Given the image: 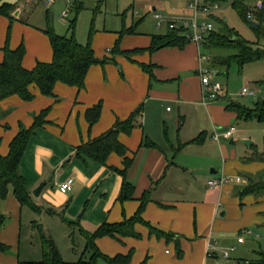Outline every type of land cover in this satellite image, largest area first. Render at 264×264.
Here are the masks:
<instances>
[{"label": "rangeland", "instance_id": "374dc122", "mask_svg": "<svg viewBox=\"0 0 264 264\" xmlns=\"http://www.w3.org/2000/svg\"><path fill=\"white\" fill-rule=\"evenodd\" d=\"M256 1L253 0L251 6ZM187 2L188 0H55L46 4L42 0H0V4L13 5L11 22L0 14V45L4 44L8 36L9 46L11 42H15L17 46L23 42L25 46L36 48L42 45L43 39H48L45 29L49 27L56 34L70 35V21L74 20L76 39L80 43H86L92 30L91 46L95 56L98 59L112 58L103 64H97L102 74L106 75V66L112 65L119 76H123L122 60L140 67L139 59L135 56L148 51L128 55L135 59L133 61L124 54L110 52L119 31H132L129 35H122L119 42L122 46L135 40L143 42L151 34L165 33L169 21H180L190 16L186 12ZM17 10L19 13L15 15ZM62 11L67 13L65 18H60ZM257 12L258 9H253L251 17L244 19L229 2H222L211 15V20L215 30L219 29L220 23L213 17L218 16L241 38L255 42L258 38L249 20L258 22ZM155 14H160V17L156 18ZM200 20L199 16L198 21ZM262 25L264 26V23ZM259 43L262 44L261 39ZM198 47L195 58L196 72L186 67L180 74V78L185 77L183 82L186 92L189 95L197 93L198 100L180 103L174 99L161 102L150 100L147 109L144 107L135 117L134 128L143 127V114L147 112L145 128L149 129V135L162 146V154H165L170 163L177 165L172 164L173 172L167 182L158 185L156 195L163 198L172 197L178 202L185 200L201 204L205 201L204 192L210 191L209 198L219 202V209L213 216L216 220L213 222L210 216V219L206 220L207 213L202 220H194L192 207L188 226L190 235L186 233L185 222L181 225L182 235L179 232L173 234H178L184 243L183 254L180 256H176L174 237H157L154 232H149L146 225L139 223L137 226L145 231H139V238L126 237L123 242L121 239H110L113 245L125 252H128L130 247H125V241L129 239L128 241L136 243L135 247H130L133 254L128 264H139L142 261L144 264H164L170 255L180 260L177 264L190 263L193 255L204 258L203 264H223L222 253L231 246H234V250L230 252V264H239L238 259L256 258V251L264 249V198L260 199L264 197V190L257 194L250 193L246 198L244 197L247 194L239 193L250 179L264 178V159L261 157L264 150V120L237 118L228 106L229 101H234L250 108L254 102L264 100V84L261 83L264 80V59L247 62L241 67L231 60L229 65L225 66L218 64L214 58L226 56L233 52L232 49L205 45ZM159 58L164 62L163 72H169L170 69L190 60L188 57L181 63L182 59L171 52L161 53ZM207 65L211 68L210 79L221 85L217 98L213 100L204 99L205 89L203 91V88H200L199 72H205ZM151 83L156 85L152 80ZM176 86L177 83L174 82L165 88L176 89ZM243 88L247 89L246 94H241ZM52 98L53 103L60 100L56 95ZM138 106L140 104L136 105L135 109ZM166 106L169 107L168 110ZM1 115L2 113L0 117ZM230 125L234 126L235 130L231 136L226 137L223 131ZM201 132L205 134V138L198 142L195 138ZM215 134L218 135L217 139L214 138ZM164 138L170 140L173 146ZM136 147L137 145L134 148ZM211 169L216 172L211 173ZM223 175H239L241 180L219 184L213 188L207 186V181ZM53 187L59 191L58 184ZM223 187L227 192L224 189L221 198L217 200V191ZM60 193L69 197L72 191ZM68 197H65L64 202L70 204ZM10 199L12 193L9 187L6 200L0 202V212L6 218L0 227V242L8 246L7 251H0V264H17L16 258L19 261H39L43 239L53 242L63 261L75 262L82 258L90 264H105L100 257L90 262L91 252L85 250V237L81 229L92 231L94 226L82 217L83 208L74 216H69L65 209L48 210L45 207L46 209L36 211L26 205H23L20 211L14 198L12 201ZM33 199H36L35 195ZM245 230H248V233L244 232ZM201 242L205 250L203 253L199 251ZM97 247L103 254L110 255L107 251L111 245L103 244L102 248L98 245ZM165 250L171 253L167 254ZM206 251H213L217 257L212 259L213 261L206 259Z\"/></svg>", "mask_w": 264, "mask_h": 264}, {"label": "crops", "instance_id": "0c3cea01", "mask_svg": "<svg viewBox=\"0 0 264 264\" xmlns=\"http://www.w3.org/2000/svg\"><path fill=\"white\" fill-rule=\"evenodd\" d=\"M153 10L155 9L153 8ZM18 13L19 10L15 12V15ZM131 32L127 34L129 35ZM151 35L144 39L143 42L135 40L124 46L121 44L119 48L121 50L145 48L150 44ZM2 46L0 45V60L3 57ZM16 46L15 42L13 44L11 42V48H15ZM198 49L199 47L194 43H188L182 49L163 47L152 53L145 51L143 54L135 56L139 59V62L141 61L140 63H151L153 65L152 77H149L140 67L122 59L123 76H119L112 65L106 66V75H103L99 66L93 64L87 70L83 88L77 89L75 86L62 82L55 84L53 92L60 98L57 103H53L52 97L41 94L39 89L34 85L30 86V90L34 94L32 100L25 101L16 94L2 99L0 101V113H2L0 117V153L2 155L7 154L9 142L18 131L19 123H22L26 127L30 126L35 114L48 106L50 107L45 117L48 122L35 129L20 161V173L28 182L32 201L41 210L45 207L48 209H65L69 216H74L83 208L82 217L85 218L86 222L94 226V230L103 222H117L124 217L131 216L138 206V198L148 189L150 191L149 201L145 205L142 217L160 230L170 232L172 235L179 232L182 235L180 233V231H183L181 225L185 222L187 226L186 233L190 235L188 226L192 207L194 220H202L203 216L207 213L206 220L210 219V216L213 218V222H215L216 219L213 216L219 209V202L209 198L210 191L204 192L205 201L201 204L186 202L185 200L178 202V200H173L172 197L163 198L156 195L158 185L167 182L173 172L172 167L177 165L173 162L170 163L165 154H162V146H160L158 140H154L149 135L151 133L149 129L145 128L148 116L147 112L143 114L145 119V122L142 123L143 127L141 126L139 129L134 128L129 134L123 132L118 134V139L131 151L128 155L132 157V162L127 169L126 176L134 185L132 198L123 202L118 200L122 177L109 168L122 167V157L118 154L114 152L110 153L107 157L106 165L99 164L85 156L82 158H72L70 161L67 160L69 157H72L75 148L81 143L103 133L112 126L116 118L125 119L133 112H136L137 116L141 109L144 107L147 109L146 106L150 105V100L161 102L174 99V101L179 103L198 100L197 93L189 95L186 89H184L186 88L183 82L185 77L180 78V74L185 71L186 67H190L189 69H193L196 72L197 61L195 58L199 51ZM167 52H171L176 57L182 59L180 60L181 63H184L188 57L190 60L186 64H181L174 67V69H170L169 72H163L162 65H164V62L160 60L159 55ZM51 58V46L49 40L46 38L42 40V45L36 48L32 49L28 45L25 46L22 65L30 69L35 65L36 61L48 62ZM132 59L135 60L134 58ZM151 80L156 85L151 83ZM174 82L177 83L176 89L175 87L171 89L165 88L167 85H173ZM98 101H101L100 116L94 124L89 126L84 112L86 108ZM138 104L140 106L135 109ZM165 108L166 110L169 109L168 106ZM4 124L6 127L3 126ZM199 135H202L200 141H203L205 134L201 132ZM166 141H169V145L173 146L170 140ZM145 142L153 145H145ZM136 145L137 147L134 148ZM212 170L211 173L216 172L215 170L212 172ZM67 177L73 179L72 193L69 197L68 195L61 194L53 187L54 185L56 187L57 184ZM42 182L44 183L43 188L35 196L36 199H33L31 190ZM218 185L216 184L215 187ZM207 186L209 187L208 183ZM225 187L217 191V200L221 198ZM225 191L227 192V189ZM248 195L250 193L244 198L248 197ZM65 197H68L70 204L64 202ZM13 198L21 211L22 206H20L12 194ZM263 198V196L260 197V199ZM12 199L10 200L12 201ZM5 200L6 198L1 201L4 202ZM138 224L134 225L135 230L145 233L144 229L137 226ZM244 232L248 233V230ZM126 237H122L121 242ZM173 237L177 251L176 256H180L183 254L182 248H184V243L178 234L173 235L171 238ZM110 239L113 238L108 236L98 237L96 244L100 248H102L103 244L111 245L110 250L107 251L110 255L126 253L124 250L121 251L117 245H113ZM128 240L124 242L125 247H135L136 243ZM202 242L199 243V251L201 250L203 253L204 246ZM165 253L170 254L171 252L165 250ZM215 257L217 255L213 251H206V259L212 260ZM167 258L164 264H177L180 261L171 255ZM243 260L238 259V261ZM204 261V258L202 259L200 256L195 257L193 255L188 264H203ZM16 262L17 264L19 262L17 258Z\"/></svg>", "mask_w": 264, "mask_h": 264}, {"label": "trees", "instance_id": "16d2710c", "mask_svg": "<svg viewBox=\"0 0 264 264\" xmlns=\"http://www.w3.org/2000/svg\"><path fill=\"white\" fill-rule=\"evenodd\" d=\"M212 3L229 2V4L236 9L239 14L247 19L248 12L253 10L251 3L253 0H207ZM262 3V8L258 10V24L254 27L257 35V41H248L241 38L238 33L228 27L224 19L218 16L213 17L220 23L219 29H213L208 33L203 44L207 47H222L232 49L233 52L226 56H217L215 61L218 64L228 66L230 61H235L239 67L243 64L255 60L264 59V0H259ZM13 5L10 3L0 4V14L7 17L11 22V11ZM10 26V25H9ZM75 21H70L69 29L70 35L56 34L51 28L44 30L46 33L52 51V58L50 61H36L35 65L27 69L22 65V58L25 54V46L20 42L15 48H11L8 43V36L1 47L3 57L0 60V101L7 96L16 94L25 101L34 98L30 86H36L40 93L45 96L55 97L53 92L54 86L57 82H62L67 85L75 86L77 89L84 87L85 75L88 68L93 64H103L112 58L98 59L95 56L94 50L91 46V35L86 43H80L74 34ZM131 32L130 30L122 29L119 31L118 38L110 49L112 53H121L128 55L147 50L152 53L163 47H177L182 49L189 41L177 29H167L162 34H152L149 46L145 48H134L131 50H121L119 48L120 38L123 34ZM261 39L262 44L259 43ZM214 61V62H215ZM215 62V63H216ZM140 68L146 72L149 77H152L153 65L151 63H140ZM264 84V80L261 81ZM58 100V99H56ZM228 106L235 113L237 118L241 119H257L264 120V100L254 102L252 107H246L240 103L229 101ZM50 107L42 109L39 113L34 115L33 122L26 127L22 123L18 125V131L9 142V149L7 154L0 153V201L4 200L11 188V193L18 201L20 206L26 205L29 208L40 211L31 198L27 180L20 173V161L25 148L29 142L30 137L35 132V129L47 123L46 115ZM101 112V101L86 108L84 112L85 119L89 126L94 124ZM136 112L131 113L125 119L116 118L110 128L96 137L88 139L75 148L72 158L88 157L95 162L106 165L107 157L114 152L122 157V167H109L114 172H117L122 177L121 189L118 200L123 202L132 198L134 185L127 179L126 173L129 168L132 157L128 155L131 152L128 147L118 139L120 132L129 134L134 128V119ZM6 127V125H3ZM202 135L195 138L200 141ZM145 145H153L145 142ZM261 157L264 159V150ZM264 190V178L259 180H249L247 184L239 191L240 195L257 194ZM149 190H145L138 198V206L135 212L129 216L124 217L117 222H103L97 226L93 231L81 229L85 237V250L91 252V261L96 258H102L105 264H128L132 258L133 249H129L126 253H116L114 255L103 254L96 244V239L102 236H108L113 239L120 240L122 237L131 236L135 238L140 237V233L134 228L136 223H143L149 229L150 233H155L157 237L165 239L171 238L173 235L170 232H165L147 222L142 217V212L145 205L149 201ZM49 210V209H48ZM5 216L0 212V227L5 221ZM179 249V248H178ZM8 246L0 242V251H7ZM41 258L39 261H19L18 264H90L88 261L79 260L75 262L63 261L57 253L54 244L49 239L42 240ZM257 256L254 259H249L250 264H264V249L256 251ZM139 264H144L142 261Z\"/></svg>", "mask_w": 264, "mask_h": 264}, {"label": "built area", "instance_id": "2783aa9c", "mask_svg": "<svg viewBox=\"0 0 264 264\" xmlns=\"http://www.w3.org/2000/svg\"><path fill=\"white\" fill-rule=\"evenodd\" d=\"M46 4H51L55 0H42ZM219 8L218 3H212L207 0H188L186 6V12L190 15L185 19L180 21H169L168 28L169 29H177L179 30L183 36L189 41L194 43L197 46H200L205 41L206 36L210 31L214 29V24L211 20V15H213L214 11ZM262 3L257 0L253 5V9H261ZM67 15L66 11H62L60 13V18H65ZM252 11L248 12L247 16L251 17ZM156 18L160 17V14L154 15ZM201 17V20L198 21V17ZM159 25V23H158ZM204 58V56H201ZM205 72L200 73V82L203 88L205 89L206 95L204 99L213 100L217 98L219 91L221 90V85L210 79V67H206ZM248 91L246 88H243L241 94H246ZM234 133V127L230 126L224 130V136L229 137ZM218 135H214V138L217 139ZM232 181H240L239 176H221L216 180L208 181L209 187H214L216 184H223ZM73 179L71 177H67L63 181L58 184V189L60 192L68 193L72 189ZM234 249V247H230L228 250L222 253V257L224 258L223 264H230V252ZM239 264H250L248 260L238 261Z\"/></svg>", "mask_w": 264, "mask_h": 264}, {"label": "water", "instance_id": "95a60500", "mask_svg": "<svg viewBox=\"0 0 264 264\" xmlns=\"http://www.w3.org/2000/svg\"><path fill=\"white\" fill-rule=\"evenodd\" d=\"M249 22H250V24L253 26V27H255V26H257V22L256 21H254V20H249ZM138 110V109H137ZM247 143H249V141H246ZM212 172H213V170H212ZM43 186H44V183H42V184H40V185H38L36 188H34L33 190H32V194L33 195H35V196H37L38 194H39V192L41 191V189L43 188ZM224 214V212L222 211L221 212V215H223Z\"/></svg>", "mask_w": 264, "mask_h": 264}]
</instances>
